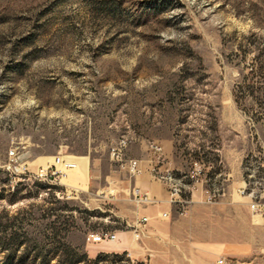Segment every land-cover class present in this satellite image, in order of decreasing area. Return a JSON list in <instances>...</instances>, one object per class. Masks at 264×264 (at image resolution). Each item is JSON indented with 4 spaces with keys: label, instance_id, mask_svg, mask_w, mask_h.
I'll return each instance as SVG.
<instances>
[{
    "label": "rangeland",
    "instance_id": "1",
    "mask_svg": "<svg viewBox=\"0 0 264 264\" xmlns=\"http://www.w3.org/2000/svg\"><path fill=\"white\" fill-rule=\"evenodd\" d=\"M262 37L264 0H0V237L24 242L0 247V264H57L42 256L60 241L87 258L125 251L164 264L163 244L132 236L139 213L162 209L137 203L134 186L166 195L150 173L151 140L188 202L264 203V104L234 96ZM122 135L136 138L126 156L142 161L141 177L110 158ZM55 156L78 164H56L50 183ZM16 183L24 197L9 203ZM234 214L238 226L264 224L241 206ZM105 231L118 239H89Z\"/></svg>",
    "mask_w": 264,
    "mask_h": 264
},
{
    "label": "crops",
    "instance_id": "2",
    "mask_svg": "<svg viewBox=\"0 0 264 264\" xmlns=\"http://www.w3.org/2000/svg\"><path fill=\"white\" fill-rule=\"evenodd\" d=\"M166 163L171 166L170 161ZM80 171L86 175V167ZM165 199L166 195L161 202L152 205L162 207L160 211L152 208L151 213L155 215L139 213L138 216L148 217L142 239H149L155 246L163 244L164 264H216L219 256L231 259L234 264H264V224L241 227L234 214L241 206L251 216H264L252 212L251 202H187L181 214ZM207 209L211 213H206ZM164 211L168 212L167 218L160 216ZM167 221H170L171 230L163 232V227L169 225ZM119 247L127 249L125 244ZM152 250L160 253L158 248L152 247Z\"/></svg>",
    "mask_w": 264,
    "mask_h": 264
},
{
    "label": "built area",
    "instance_id": "3",
    "mask_svg": "<svg viewBox=\"0 0 264 264\" xmlns=\"http://www.w3.org/2000/svg\"><path fill=\"white\" fill-rule=\"evenodd\" d=\"M136 138L133 136L122 135L112 142L109 148V154L111 160L117 164L119 167L124 168L128 175L133 178H138L143 173L142 161L136 157H127L126 150L129 145L135 141ZM147 150L150 156V173L152 177L163 183L166 187V202L176 206L179 213H184L186 209V203L188 202L187 198L182 194V180L177 178L174 174L173 168L166 163L163 147L162 145L155 141L151 140L147 143ZM9 155H13L14 151L9 150ZM72 161L68 157L55 156L53 168H49L48 172H45L43 175L45 179H48L50 183H56L57 177L61 174V170L56 167V164H61L65 168L72 167ZM193 170L187 174L191 181L199 182L201 180V174L203 172L200 169L201 162L193 161ZM135 196H137V203L140 204H156L161 200L154 198L149 195L148 192H140L137 186L133 188ZM241 193H244V190H241ZM207 198L210 199V196L207 195ZM250 208L252 212L258 214H264V203L251 202ZM162 218L168 217V212L164 211L160 214ZM148 221L147 216H141L137 219L136 224L133 225L132 236L135 240H139L141 235L145 231L146 223ZM89 239L92 242H102V241H115L118 239L115 232H96L89 235ZM216 264H234L233 261L224 256H219L216 260Z\"/></svg>",
    "mask_w": 264,
    "mask_h": 264
},
{
    "label": "trees",
    "instance_id": "4",
    "mask_svg": "<svg viewBox=\"0 0 264 264\" xmlns=\"http://www.w3.org/2000/svg\"><path fill=\"white\" fill-rule=\"evenodd\" d=\"M254 68L250 70V75L244 77L243 82L236 85L234 89V96L236 100H244L246 98L251 99L253 102L258 103V105L264 104V37L259 38L254 42ZM259 76L263 84L256 86L254 84L253 78ZM18 183L13 184V190L8 194L7 201L9 203H15L20 198L19 193L21 189H17ZM4 189L0 188V199L5 198ZM6 243V244H5ZM8 243H11L14 251H19L23 245L22 240H16L13 234L5 232L3 237H0V247L5 250L10 247ZM60 248L58 252H53L48 256V254L42 256L45 262L50 261L55 255L58 257L57 264H119L123 261L124 264H147L143 261H133L127 257L125 251L121 253H98L94 258H87L86 255L80 254L75 247H72L65 241H60ZM40 254H32V259H36ZM23 256V255H21Z\"/></svg>",
    "mask_w": 264,
    "mask_h": 264
},
{
    "label": "bare ground",
    "instance_id": "5",
    "mask_svg": "<svg viewBox=\"0 0 264 264\" xmlns=\"http://www.w3.org/2000/svg\"><path fill=\"white\" fill-rule=\"evenodd\" d=\"M76 164H77L76 162H73V163H72V167H75V166H76Z\"/></svg>",
    "mask_w": 264,
    "mask_h": 264
}]
</instances>
